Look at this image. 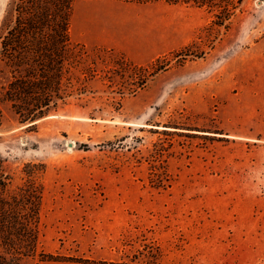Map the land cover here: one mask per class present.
I'll use <instances>...</instances> for the list:
<instances>
[{"label": "rangeland", "instance_id": "obj_1", "mask_svg": "<svg viewBox=\"0 0 264 264\" xmlns=\"http://www.w3.org/2000/svg\"><path fill=\"white\" fill-rule=\"evenodd\" d=\"M239 1L64 0L36 120L0 51L2 218L38 234L6 264H264V0ZM27 5L0 0V49Z\"/></svg>", "mask_w": 264, "mask_h": 264}, {"label": "trees", "instance_id": "obj_2", "mask_svg": "<svg viewBox=\"0 0 264 264\" xmlns=\"http://www.w3.org/2000/svg\"><path fill=\"white\" fill-rule=\"evenodd\" d=\"M53 1L28 0L29 5L26 6L25 11L21 10L14 18L12 26L8 28L7 36L2 42V49H0L1 55L4 56L8 65L15 69L19 68L25 73V79L18 84V81L12 82L7 92L10 100L14 101L17 99V101H21L24 104L25 110L15 109L23 121L36 120L37 117L43 115L45 113L43 108L49 107L52 99L51 93L56 92L55 81L51 80V74H49L54 72L53 65L55 62L51 55L52 50L61 49L63 53L60 59L62 57L66 59L69 54L68 48H70L71 41L68 27L70 20L65 15V12L62 14L58 11V6L64 0L61 3L58 0L57 4H55L57 0ZM240 3L241 0L239 1ZM220 23L222 24V22ZM59 25H61L60 28H57ZM37 70L43 72V80L33 74ZM0 205L2 206L3 204ZM1 206L0 248L11 245L15 248L17 247L16 243H19L24 248L30 247L33 249V247H36L38 234L35 238H29L26 234L27 230L22 223L17 225L2 218L3 207ZM12 233L16 234V236H12ZM21 246L19 247L21 248ZM25 251H19L20 255H16L17 264H20L25 257L36 255L31 254L29 250ZM5 261H7L6 258L0 254V264H6Z\"/></svg>", "mask_w": 264, "mask_h": 264}, {"label": "water", "instance_id": "obj_3", "mask_svg": "<svg viewBox=\"0 0 264 264\" xmlns=\"http://www.w3.org/2000/svg\"><path fill=\"white\" fill-rule=\"evenodd\" d=\"M70 145H73V143H72V142H70Z\"/></svg>", "mask_w": 264, "mask_h": 264}]
</instances>
